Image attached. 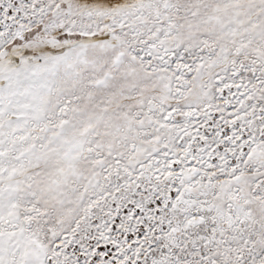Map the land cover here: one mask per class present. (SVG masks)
Instances as JSON below:
<instances>
[{
	"label": "snow or ice",
	"instance_id": "snow-or-ice-1",
	"mask_svg": "<svg viewBox=\"0 0 264 264\" xmlns=\"http://www.w3.org/2000/svg\"><path fill=\"white\" fill-rule=\"evenodd\" d=\"M0 264H264V0H0Z\"/></svg>",
	"mask_w": 264,
	"mask_h": 264
}]
</instances>
